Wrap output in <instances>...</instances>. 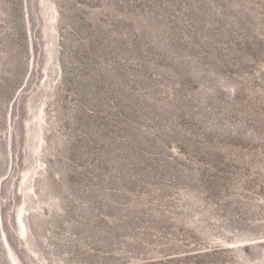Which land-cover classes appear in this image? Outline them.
<instances>
[{
	"label": "rangeland",
	"instance_id": "374dc122",
	"mask_svg": "<svg viewBox=\"0 0 264 264\" xmlns=\"http://www.w3.org/2000/svg\"><path fill=\"white\" fill-rule=\"evenodd\" d=\"M0 264H264V0H0Z\"/></svg>",
	"mask_w": 264,
	"mask_h": 264
},
{
	"label": "bare ground",
	"instance_id": "6f19581e",
	"mask_svg": "<svg viewBox=\"0 0 264 264\" xmlns=\"http://www.w3.org/2000/svg\"><path fill=\"white\" fill-rule=\"evenodd\" d=\"M20 210H22V208ZM24 229H23V227L20 229V237H22V238H24Z\"/></svg>",
	"mask_w": 264,
	"mask_h": 264
}]
</instances>
